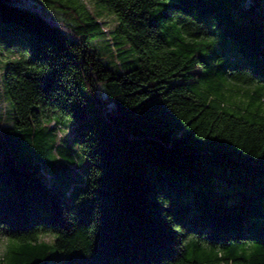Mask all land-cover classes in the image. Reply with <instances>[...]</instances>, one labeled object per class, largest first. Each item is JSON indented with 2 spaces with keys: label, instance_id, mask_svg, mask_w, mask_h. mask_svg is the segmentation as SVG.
Segmentation results:
<instances>
[{
  "label": "trees",
  "instance_id": "16d2710c",
  "mask_svg": "<svg viewBox=\"0 0 264 264\" xmlns=\"http://www.w3.org/2000/svg\"><path fill=\"white\" fill-rule=\"evenodd\" d=\"M76 2L0 0V222L28 246L0 264H264V0H91L111 31ZM108 33L135 68L103 65ZM61 118L89 164L71 203L38 177Z\"/></svg>",
  "mask_w": 264,
  "mask_h": 264
},
{
  "label": "rangeland",
  "instance_id": "374dc122",
  "mask_svg": "<svg viewBox=\"0 0 264 264\" xmlns=\"http://www.w3.org/2000/svg\"><path fill=\"white\" fill-rule=\"evenodd\" d=\"M76 3L77 7L89 6L90 11L93 12V15L103 29L111 31L115 17L110 12L104 8L95 7L91 0H79ZM112 42L115 43L114 50L111 47ZM93 44H95L98 55L105 67L114 71L118 69L127 71L137 66L136 55L132 48L124 42L123 38L116 40L112 33H108L100 38H96ZM115 51L118 53V57H115ZM4 73L3 70H0V76L2 74L4 76ZM6 116L9 117V121L12 123L14 115L11 105L8 101L6 103L3 101L0 89V126L9 125L4 123ZM69 121L68 119L61 118L58 122L50 123L49 125L45 122L41 125L39 137L45 143V146L43 158L40 160L42 165L38 171V177L53 190L60 201L71 203L73 196L66 195V191L70 190L72 192L74 184L81 187L85 186L84 183H86L89 164L78 148H73L74 129L72 123ZM53 128L55 129L54 131H52ZM68 162L74 164L72 169L65 168ZM231 189L235 190L234 187H231ZM45 240L49 241L48 238ZM38 243L40 244L41 242L39 241ZM27 247L25 244L14 241L9 246V250L28 249ZM47 253L51 255V261L58 262L60 254H57L52 249L47 250ZM3 255L0 254V258Z\"/></svg>",
  "mask_w": 264,
  "mask_h": 264
},
{
  "label": "snow or ice",
  "instance_id": "6c2138e0",
  "mask_svg": "<svg viewBox=\"0 0 264 264\" xmlns=\"http://www.w3.org/2000/svg\"><path fill=\"white\" fill-rule=\"evenodd\" d=\"M116 6L119 7L120 6V0H115ZM214 42L213 41H208L204 47L206 49L208 48H212L214 47ZM196 51H201L200 48H197ZM20 57L17 56L15 57V61L19 62L20 61ZM12 63V61L8 58V53L5 52L4 48H0V70H3L4 72L7 71V66ZM261 87L264 88V84H261ZM71 122V121H69ZM262 123H264V121H262ZM55 129L53 128L52 131H54ZM3 222H0V254H4L9 250V246L12 245L14 243L13 240L11 239H7L6 237L8 236V233L3 231ZM175 232L177 234V239L179 241L180 244H183V242L187 239V232L186 230L183 229L182 226L180 227H176L175 228ZM189 259H192V257L190 256Z\"/></svg>",
  "mask_w": 264,
  "mask_h": 264
}]
</instances>
